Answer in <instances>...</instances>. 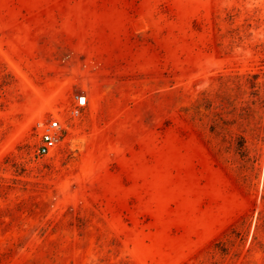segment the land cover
<instances>
[{"label": "rangeland", "instance_id": "obj_1", "mask_svg": "<svg viewBox=\"0 0 264 264\" xmlns=\"http://www.w3.org/2000/svg\"><path fill=\"white\" fill-rule=\"evenodd\" d=\"M0 264H264V0H0Z\"/></svg>", "mask_w": 264, "mask_h": 264}, {"label": "built area", "instance_id": "obj_2", "mask_svg": "<svg viewBox=\"0 0 264 264\" xmlns=\"http://www.w3.org/2000/svg\"><path fill=\"white\" fill-rule=\"evenodd\" d=\"M90 98L87 93H79L67 110L61 109L57 113L41 117L37 122L38 154L52 155L64 144L66 132L70 127V118H76L83 114L89 105Z\"/></svg>", "mask_w": 264, "mask_h": 264}, {"label": "trees", "instance_id": "obj_3", "mask_svg": "<svg viewBox=\"0 0 264 264\" xmlns=\"http://www.w3.org/2000/svg\"><path fill=\"white\" fill-rule=\"evenodd\" d=\"M222 105V103H219L218 104V107H220ZM239 149H240V153L244 156L247 155V150H248V147H247V138L245 135H240L239 136Z\"/></svg>", "mask_w": 264, "mask_h": 264}]
</instances>
